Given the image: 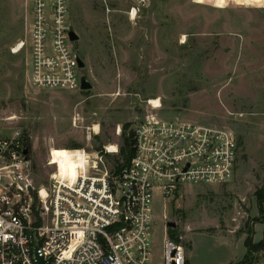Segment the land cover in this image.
Masks as SVG:
<instances>
[{
  "label": "rangeland",
  "instance_id": "rangeland-1",
  "mask_svg": "<svg viewBox=\"0 0 264 264\" xmlns=\"http://www.w3.org/2000/svg\"><path fill=\"white\" fill-rule=\"evenodd\" d=\"M132 4L69 0L74 48L93 85L70 91L32 85L29 46L18 50L30 0H0V133L23 132L39 185L49 180L52 150L120 152L151 112L227 128L239 144L230 183L186 185L166 200L155 193L153 263L170 236L193 264H236L252 234L263 248L248 264H264L256 196L264 189V0H152L135 19ZM106 160L108 169L124 161L120 153Z\"/></svg>",
  "mask_w": 264,
  "mask_h": 264
},
{
  "label": "built area",
  "instance_id": "built-area-1",
  "mask_svg": "<svg viewBox=\"0 0 264 264\" xmlns=\"http://www.w3.org/2000/svg\"><path fill=\"white\" fill-rule=\"evenodd\" d=\"M152 0H133L137 16ZM30 79L38 89L82 91L68 24L69 0H30ZM153 110L159 107L150 102ZM133 157L118 170L83 148L51 151L46 184L34 179L23 132L0 133V264H154L153 204L186 185H223L235 176L239 144L227 129L157 112L131 130ZM56 153V154H54ZM168 232V229L165 228ZM185 247L164 238L161 264H187Z\"/></svg>",
  "mask_w": 264,
  "mask_h": 264
},
{
  "label": "trees",
  "instance_id": "trees-1",
  "mask_svg": "<svg viewBox=\"0 0 264 264\" xmlns=\"http://www.w3.org/2000/svg\"><path fill=\"white\" fill-rule=\"evenodd\" d=\"M133 134L132 132L129 134V136H127L124 139V146L120 149V154L123 157V165H126L130 162V160L133 157ZM122 166H120V164H118V170L121 168ZM256 196L258 199V206H259V210H260V214H261V218L258 219V222L263 223L264 224V189L258 190L256 192ZM169 234H171V232L169 231ZM174 234V233H173ZM173 238L174 235H173ZM177 242H179V240H175ZM245 247L247 249V252L245 254V257L243 258L242 261L236 263V264H248L250 263V261H252L253 256L256 252H259L262 248H263V243H255L253 240V235L250 234L246 240H245ZM187 264H189V262L187 261Z\"/></svg>",
  "mask_w": 264,
  "mask_h": 264
},
{
  "label": "water",
  "instance_id": "water-1",
  "mask_svg": "<svg viewBox=\"0 0 264 264\" xmlns=\"http://www.w3.org/2000/svg\"><path fill=\"white\" fill-rule=\"evenodd\" d=\"M71 39L73 41H76L78 39L77 35L74 32H71ZM79 66L84 69L85 68V63L84 61L80 58L79 59ZM93 89V85L91 84V82L87 79L86 75H83L82 79H81V90L82 91H88ZM34 249H35V257H36V262L37 264H46V261L44 260L43 257L38 255V247L36 245H34Z\"/></svg>",
  "mask_w": 264,
  "mask_h": 264
},
{
  "label": "crops",
  "instance_id": "crops-1",
  "mask_svg": "<svg viewBox=\"0 0 264 264\" xmlns=\"http://www.w3.org/2000/svg\"><path fill=\"white\" fill-rule=\"evenodd\" d=\"M187 258H188V262H189V264H193L192 259H191V251H190L189 257H187ZM230 264H231V263H230Z\"/></svg>",
  "mask_w": 264,
  "mask_h": 264
},
{
  "label": "bare ground",
  "instance_id": "bare-ground-1",
  "mask_svg": "<svg viewBox=\"0 0 264 264\" xmlns=\"http://www.w3.org/2000/svg\"><path fill=\"white\" fill-rule=\"evenodd\" d=\"M153 103L156 105L155 107H159V105H158L157 102H153ZM110 149H111V150H114V149H116V147L110 146Z\"/></svg>",
  "mask_w": 264,
  "mask_h": 264
}]
</instances>
